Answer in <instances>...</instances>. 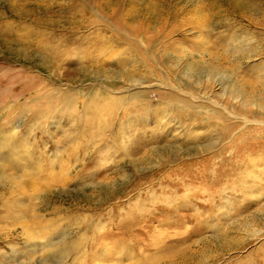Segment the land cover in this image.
Returning a JSON list of instances; mask_svg holds the SVG:
<instances>
[{
	"label": "rangeland",
	"instance_id": "1",
	"mask_svg": "<svg viewBox=\"0 0 264 264\" xmlns=\"http://www.w3.org/2000/svg\"><path fill=\"white\" fill-rule=\"evenodd\" d=\"M11 1L28 16V21L11 14L0 0V66L4 69L40 76L55 89L68 87L73 93V103L85 99L83 96L99 84L117 91L113 94L115 97L125 96L119 93L135 84L125 66L116 67L126 56V47L110 43L109 37L124 36L118 31L126 32L127 28L132 34L126 35H131L132 43L145 56L146 64L136 70L141 72L139 75L148 71L152 74V77L144 76L146 81L140 82L144 88L138 89L140 92L131 103L134 108L147 101L152 104L153 111L166 107L168 103L159 99V92L165 91L158 85L164 82L169 90L166 93L182 91L193 97L199 95L204 106L211 102L210 105H215L213 110L222 118L218 119L216 114L207 117L200 111L170 116L154 111L146 119L138 115L123 129L125 134L117 138V142L127 146L118 153L108 147V153L104 150L99 155L97 152L102 145L92 137L93 130L104 127L113 115L111 126L118 129L120 109L106 107L100 112L106 117L102 125L96 123L83 128L56 115L66 113L58 103L55 110H49L55 117L50 137L45 136L48 157L37 176L30 177L25 168L22 173L20 169H17L20 172L2 169L6 175L19 178L13 186L0 181V264H55L43 254H31V245L40 242L39 238L31 240L21 236L23 223L28 231L31 230L30 234L35 229L38 231L37 221L32 219V211L36 210L45 220L55 222L57 231L67 230L69 240L78 238L88 225L89 239L82 247L85 257L98 259L97 264H152L157 256L165 254L161 249L167 247L166 243L176 242L177 245L188 238L189 243L194 242V251L178 259L176 264H246L251 254L253 256L257 249L264 247V235L258 233L264 231V214L257 212L259 206L264 209V191L259 194L261 199H256L254 194L249 201L235 193L224 197L227 202L223 205L217 202L213 214L199 222L198 227L190 222L193 210L198 209L196 203L201 204L200 198L205 196L202 191L213 185L207 179L188 183L196 190L189 203H183L173 194H184L173 183L181 177L179 171L185 165L194 170H209V173L212 170V175L235 179V183L243 182L236 180V174L234 178L231 176L233 164L243 162L242 153L246 156L249 150L264 146V85L260 83V79L264 80V0H199V4L197 0H73L71 4L82 7L85 12L81 24L69 23L71 5L67 0H55L50 11L36 5L43 6L53 0ZM101 3H110L107 12L101 10ZM209 3L215 4L214 15L208 17L207 22H201L193 16L194 10L208 14L205 6ZM53 20L55 24L49 25ZM118 20L125 25L121 29L116 26ZM30 24H36L37 29L54 39L73 34L81 46L77 48L66 42L56 46L54 43V51L68 50L64 57L61 54L60 59L52 61L57 65L55 71L33 49L12 41L2 42L5 35L14 37L29 32L31 28L23 29V26ZM102 37L109 43L105 50L97 51L94 44ZM239 39L251 42L248 48L253 52L231 58L229 63L221 57L211 61L206 54L198 56L194 50L197 45L204 51L221 45L229 53ZM150 41L151 51L146 45ZM64 59H68L67 62ZM15 90L18 92L19 88ZM26 99L27 95L21 102ZM59 99L64 102L63 97ZM43 106L48 110L46 104ZM88 112L95 113V110ZM137 140L139 142H135ZM130 141L135 142L132 150ZM121 153L128 156L121 157ZM81 155L83 163L76 164ZM257 157L256 153L251 154V159ZM47 161H53V170L47 168ZM256 163L247 168V172L264 174L260 162ZM82 164L86 167L78 174ZM53 177L56 180L52 181ZM161 184L164 191L159 190ZM249 186L247 183L246 187ZM165 210L176 213L169 215ZM81 216L87 219L82 222ZM217 225H225L229 232L214 234ZM140 249H143L141 254L138 253ZM81 251L65 256L63 264H91L85 261Z\"/></svg>",
	"mask_w": 264,
	"mask_h": 264
},
{
	"label": "bare ground",
	"instance_id": "2",
	"mask_svg": "<svg viewBox=\"0 0 264 264\" xmlns=\"http://www.w3.org/2000/svg\"><path fill=\"white\" fill-rule=\"evenodd\" d=\"M1 1L5 3L4 5L8 7V11H10L11 14H13L14 16L24 21H28L26 20L28 19L26 18L28 16L26 14H22V12L16 8L17 5L13 4L12 1L11 2L10 0H1ZM67 1L71 5L70 11L68 12V14L70 15L69 23L71 24L84 23L83 19L85 18V12L83 8L82 7L79 8L75 6V4H71L73 0L72 1L67 0ZM199 2L200 1L197 0L196 4H199ZM55 4H56V1L53 0V1L47 2L43 6H40V5H36V6L40 8H44L45 11H50L51 8L55 6ZM101 4H102L100 5L101 10L107 12L109 9L107 4H110V3H105V4L101 3ZM205 8H208V14H203L202 10H198V9L197 11L194 10L195 13L193 16L197 17L201 22H204V21L207 22L208 17H212V15H214L213 10L215 8V4L209 3V5H206ZM126 17H129V15H126ZM115 23L119 29H121L122 26L124 25V24H121V20H118ZM54 24H55V20L49 23V25L51 26ZM35 25H31V24L30 26L24 25L23 29H26L27 27V28H31V30L29 32H26L23 35H17V36L14 35V37L5 35V37H3L4 41L2 42L6 44L7 42L12 41V42H16L19 45L25 47L26 49H33L36 52V54L41 58V60H43L44 62L50 63L51 66L54 68V70L56 69L57 65L55 62H52V61L55 59L57 60L60 59L59 55L61 54L64 57L63 54L68 52V50L67 51L64 50L61 53L59 52L60 53L59 54L58 50L57 52L54 51V48L52 47L54 43L56 46L57 45L60 46L62 45V43L64 44L65 42L70 43L71 45L77 46V48L81 46V44L79 43V40L74 39L73 34L54 39V37L50 36L47 32L37 29V26ZM41 26H44V25H39V27ZM83 27H84V24L80 25V27L78 28L80 29ZM194 28L196 29L197 27H194ZM126 30H127L126 32L122 30L118 31L119 33L122 32V35L125 34L124 36L117 37L115 35L113 36L111 35L109 37L110 43L112 42L115 45H119V46L124 45L126 47V50H125L126 56L122 57L121 62H118L116 67L122 68V66H125L129 70V71L127 70V72H129V75L133 77L135 84L128 89L122 90L119 93L122 95L126 94L125 96L115 97V95L113 94L117 91H114L112 88L99 84V87L91 88L88 91V94H85L83 96L85 99L79 100V101L75 100V102L73 103L71 101L73 100L72 98L73 93H71L70 88L60 86V88L55 89L49 86L48 84H46L40 76L33 75L23 70H10V69L8 70V69H4L3 66H0V138H1L0 139V181L2 182L7 181V183L13 186L17 183L16 180L19 178V177L6 175L3 172L4 170H2L4 168H7L9 170H14L16 172L21 171V173L23 169L25 168L28 170L25 173H27L30 177L37 176L41 167L44 164L43 163L44 159L48 157L47 155L48 148L45 146L46 145L45 136L47 138L50 137L48 136L50 133L49 130H50V127L53 125L52 122L54 121V117H55V113H50L49 110H55L57 108L56 105H58V103H61L59 105H61L63 111H65L66 113H57L56 115L66 118L68 121L74 123V126L76 127L82 126L83 128L86 125H89V127L90 126L93 127L95 126L96 123L99 126L102 125L103 124L102 122L104 121L106 117H103L100 112L106 109V107L110 106L112 109L116 111L120 109L122 113L118 119V122H119L118 129L115 130L111 126V122L113 121V118H114V115H113V116H109L110 117V119L108 118L109 123L104 121L105 122L104 127L102 128L99 127L98 129L93 130L94 132L92 133V137H94L95 141L100 142L102 145V147H100L97 152L99 155H101L104 150H108L106 151V153H108L109 148L110 150H114L115 153H118L119 151L123 150L127 146V145H122L119 142H117V138L125 134L123 129H126L127 126L130 123H132V120L138 115L139 117H143V119H146L148 114L154 111L156 114L161 113V112L169 113V116L170 114L172 115L177 114V113L181 114L180 112L182 113L189 112V114L191 115L190 112L200 111V113L203 112L202 114H205L207 117L208 115L216 114L215 116H217L218 119L222 118L221 114L216 113V111L213 110L215 105L212 106L210 105L211 102H208L209 106H204L201 96L199 95L196 97H193L194 95L192 96L189 93L182 92V91H177V92L175 91L176 93L174 92L173 94L166 93L169 90H168L167 85H165L164 82L158 85L160 88H164L163 90L165 91V92H161V91L159 92V99H163L165 102L168 103L166 107H164L162 110H160L159 108L158 110L155 109L153 111L152 104L148 103L147 101L145 104H141L139 107L134 108V106L131 103H133L134 98L138 95L140 90L144 88L142 86V83L140 82H142L143 79L144 81H146L144 76L148 75L152 77L151 76L152 74L149 73L148 71L147 73L143 72L142 75H139L141 74V72L139 71L140 72L139 73L137 70L139 66L141 65L143 66V64L145 63V60H144L145 56L143 55L141 51H139L138 47L134 43H132L131 35H126L127 33L132 34V30L127 29V28ZM107 42H108L107 38L105 37L100 38V40H98L94 44L95 49L97 51H102L107 45ZM151 43L152 41L146 44L149 51H151V49L153 50ZM250 44L251 42L245 43V41H243L242 39H239L236 44L237 46H234L233 48H231L229 50V53L221 45L212 47L211 50L213 52L204 51V49L203 48L201 49L199 45H197L196 49L194 50H197L198 56H202L206 54L209 60L211 61L213 59H218L217 57H221L224 61H226V63H229L231 58H234V59L238 57L241 58L245 55H249L250 53H252L253 51L250 48H248ZM108 47L110 46H107V48ZM65 57L68 58L67 56ZM85 57L86 56H84V58ZM67 60L64 59L65 62H67ZM84 68L88 69V67H81V69H84ZM260 80H261L260 83L264 85V80L263 79H260ZM16 88H19L18 92H15ZM136 89H137V92H134L136 91ZM26 95L28 96V99H26L25 102H21V98L25 97ZM61 97L64 98V102H62L59 99ZM43 104L47 105L48 110H45ZM91 109L95 110V113H89L88 110H91ZM21 115L23 117H21ZM173 121L174 120H172L171 122ZM188 130L189 129H187V132ZM38 135H41V136H38ZM66 140H69L68 137L66 138ZM135 142H139V140ZM135 142L132 143L130 141L131 144L129 148L131 150L132 148L133 149L135 148ZM52 149L54 150V148ZM130 152H128V154ZM255 153L258 157L256 159L254 158L251 159V154H255ZM126 154L121 153L120 156L126 157L128 156V154L127 155ZM242 154L244 156L243 162L233 164L234 165L233 173L231 175L233 177V175L236 174V180H243V182L241 181L242 184L240 183V181H237V183H235V179L234 180H230L227 178L223 179L221 177H218L216 174L212 175L211 174L212 170L210 173H209V170L199 171V169L197 170V168L194 170L192 169V167L190 168V166L188 165H185L183 168L180 169L179 174L181 177L178 178L176 182L173 183V185L175 186L176 189L183 191L184 194L183 196H178L177 192L173 194H176L174 196L178 200H181L183 203H189L192 200V198H194L195 196L194 193H196V190L194 191V189H192V186L188 185V183H194V182L207 179L208 182L211 185H213V187H210L211 189H206L204 192L202 191V193H204L205 196L203 198H200L201 204L196 203L198 209L193 210V212L195 213L190 219V222L194 225V227H198L199 222H202L204 218L210 215L211 213L213 214V209H215L214 207H216L215 204L217 202L221 203L222 205L225 204L227 201L224 199V197H227L230 195L232 196L233 193L240 194L241 197L245 198V200L248 199V201L251 196L253 197L254 194H256L255 195L256 197L254 196L256 199L262 198L261 195L259 194L261 191H264V174L262 173L253 174V173L247 172L249 170H246V169L249 167L256 166L257 164L256 162L259 161L260 166H262L264 170V146H257L256 148L249 150L246 156L244 155V153ZM53 158L55 159L56 156H53ZM80 159L84 160L83 155H81L80 158L77 159L75 163L76 164L81 163L82 161ZM46 166L48 169L53 170L54 169L53 161L50 163L49 161H47ZM85 167L86 166L84 164L80 165L78 169V174L81 173L82 170L85 169ZM17 169H20V171H18ZM240 170L246 171V173L244 172L241 173ZM60 171H63V170H61L60 168ZM54 177H57V176H54ZM54 177L52 178V181L56 180V178ZM247 183L250 184L249 187H246ZM159 190L164 191V187L162 184L159 186ZM173 194L169 197H172ZM262 204L264 205V203ZM183 207H186V206H183ZM262 207L263 206H259L257 212L264 214V209ZM186 208L185 210H190ZM32 213H33L32 219L37 221L38 231H36L35 229V231H33L34 233L30 234L29 231L31 230L28 231V226H26L25 223H23L24 221L21 222L23 224H21L20 226L22 237H24L25 239H31V240H34L32 237H36L37 239L39 238L41 240L40 242L32 243L31 247H33V251H31V254L40 253V254L45 255L47 260L53 261L55 264H63L65 256H70V255L74 256L77 253L79 254L80 250H82L81 252L83 253V256H84L83 258L85 259L86 262H90L91 264L92 263L97 264L96 262L98 259H95V258L93 259L92 257H89V256L85 257L84 253L86 251L84 250V247H82V245L84 246L87 240L89 239L87 235L88 225H85L84 227L85 232L81 234L79 233L80 236L78 238H76L75 240H69L68 238L69 232L67 230L63 229L62 231L59 232L57 231L55 227V224H54L55 222H50L49 220H45L43 216L38 214L37 210L32 211ZM165 213L169 215H172V214L175 215L176 212L174 213L171 210H165ZM86 219H87L86 217L82 218L81 216L82 222ZM20 220H22V217ZM166 224L167 223H165L164 225L166 226ZM229 228L231 229V227ZM228 230L229 229L225 227V225L224 227L221 225H217L215 226L213 233L222 235V234H227L229 232ZM258 233H260L261 235H264L263 230L258 231ZM182 235H186L187 237L192 236V234L188 235L187 233H182ZM189 241L190 239L188 238L186 242L180 243L179 241V244L177 245H175L176 242L175 244H173L172 242L166 243L167 247H165L164 249H161L163 250L165 254L157 256V259H155L152 264H176L178 259H183L187 256V254H190L192 251H194L192 249L194 242L189 243ZM41 252H44V253H41ZM142 252H143V249H140L138 251L139 254H141ZM27 262L30 263V261H27ZM245 262L246 264H264V247H260L259 249H257L256 253L253 256L251 254V256H249V258L245 260Z\"/></svg>",
	"mask_w": 264,
	"mask_h": 264
}]
</instances>
